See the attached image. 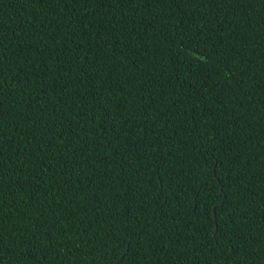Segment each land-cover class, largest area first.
Instances as JSON below:
<instances>
[{
    "label": "trees",
    "instance_id": "obj_1",
    "mask_svg": "<svg viewBox=\"0 0 264 264\" xmlns=\"http://www.w3.org/2000/svg\"><path fill=\"white\" fill-rule=\"evenodd\" d=\"M121 256L264 264V0H0V264Z\"/></svg>",
    "mask_w": 264,
    "mask_h": 264
},
{
    "label": "water",
    "instance_id": "obj_2",
    "mask_svg": "<svg viewBox=\"0 0 264 264\" xmlns=\"http://www.w3.org/2000/svg\"><path fill=\"white\" fill-rule=\"evenodd\" d=\"M223 200H224V198L221 199L220 201H218L217 203H220ZM213 214H214V217L216 218V205L213 206ZM122 258H123V256H121L114 264H119L121 262Z\"/></svg>",
    "mask_w": 264,
    "mask_h": 264
}]
</instances>
